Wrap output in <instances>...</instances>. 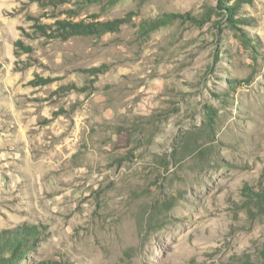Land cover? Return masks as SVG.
Returning <instances> with one entry per match:
<instances>
[{
  "label": "rangeland",
  "instance_id": "374dc122",
  "mask_svg": "<svg viewBox=\"0 0 264 264\" xmlns=\"http://www.w3.org/2000/svg\"><path fill=\"white\" fill-rule=\"evenodd\" d=\"M263 202L264 0H0L1 264H264Z\"/></svg>",
  "mask_w": 264,
  "mask_h": 264
},
{
  "label": "trees",
  "instance_id": "16d2710c",
  "mask_svg": "<svg viewBox=\"0 0 264 264\" xmlns=\"http://www.w3.org/2000/svg\"><path fill=\"white\" fill-rule=\"evenodd\" d=\"M112 1V3H115V2H118V1H120V0H111ZM117 23H118V21H113V22H108V23H106V24H103V28L104 29H107L108 27H110V28H115V27H117L118 25H117ZM162 23H160V22H157L155 25V27H159L160 25H161ZM264 203V202H263ZM0 264H1V261H0Z\"/></svg>",
  "mask_w": 264,
  "mask_h": 264
}]
</instances>
